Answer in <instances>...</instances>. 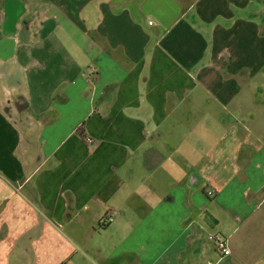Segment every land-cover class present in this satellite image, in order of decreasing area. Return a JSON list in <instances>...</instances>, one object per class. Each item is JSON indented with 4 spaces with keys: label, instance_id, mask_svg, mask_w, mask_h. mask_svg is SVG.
<instances>
[{
    "label": "crops",
    "instance_id": "1",
    "mask_svg": "<svg viewBox=\"0 0 264 264\" xmlns=\"http://www.w3.org/2000/svg\"><path fill=\"white\" fill-rule=\"evenodd\" d=\"M0 264H264V0H0Z\"/></svg>",
    "mask_w": 264,
    "mask_h": 264
},
{
    "label": "built area",
    "instance_id": "2",
    "mask_svg": "<svg viewBox=\"0 0 264 264\" xmlns=\"http://www.w3.org/2000/svg\"><path fill=\"white\" fill-rule=\"evenodd\" d=\"M153 21L149 22V25H153ZM209 195H213V192H209ZM209 240L215 244L217 250H219L224 256H230L231 255V250L228 246L227 240L220 235H212L209 236Z\"/></svg>",
    "mask_w": 264,
    "mask_h": 264
},
{
    "label": "rangeland",
    "instance_id": "3",
    "mask_svg": "<svg viewBox=\"0 0 264 264\" xmlns=\"http://www.w3.org/2000/svg\"><path fill=\"white\" fill-rule=\"evenodd\" d=\"M251 9H254V8H251ZM226 42H227V40L225 42H223V43H226ZM221 44H222V41H221Z\"/></svg>",
    "mask_w": 264,
    "mask_h": 264
}]
</instances>
